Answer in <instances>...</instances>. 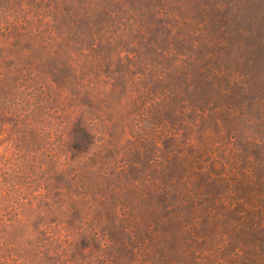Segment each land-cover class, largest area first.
<instances>
[{
    "label": "rangeland",
    "instance_id": "374dc122",
    "mask_svg": "<svg viewBox=\"0 0 264 264\" xmlns=\"http://www.w3.org/2000/svg\"><path fill=\"white\" fill-rule=\"evenodd\" d=\"M0 264H264V0H0Z\"/></svg>",
    "mask_w": 264,
    "mask_h": 264
}]
</instances>
